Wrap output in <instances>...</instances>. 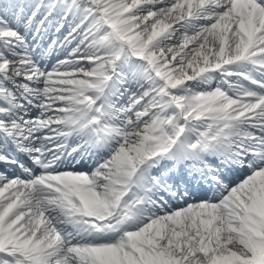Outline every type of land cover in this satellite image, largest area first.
Returning a JSON list of instances; mask_svg holds the SVG:
<instances>
[{
  "label": "snow or ice",
  "instance_id": "obj_1",
  "mask_svg": "<svg viewBox=\"0 0 264 264\" xmlns=\"http://www.w3.org/2000/svg\"><path fill=\"white\" fill-rule=\"evenodd\" d=\"M0 264H264V0H0Z\"/></svg>",
  "mask_w": 264,
  "mask_h": 264
}]
</instances>
